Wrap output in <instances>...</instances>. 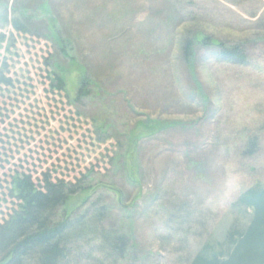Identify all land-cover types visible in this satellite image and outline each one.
I'll return each mask as SVG.
<instances>
[{
  "label": "rangeland",
  "instance_id": "374dc122",
  "mask_svg": "<svg viewBox=\"0 0 264 264\" xmlns=\"http://www.w3.org/2000/svg\"><path fill=\"white\" fill-rule=\"evenodd\" d=\"M193 36L212 44L189 66ZM24 175L75 186L58 214L130 238L123 259L95 238L68 264H188L222 242L264 184V0H0V223Z\"/></svg>",
  "mask_w": 264,
  "mask_h": 264
},
{
  "label": "trees",
  "instance_id": "16d2710c",
  "mask_svg": "<svg viewBox=\"0 0 264 264\" xmlns=\"http://www.w3.org/2000/svg\"><path fill=\"white\" fill-rule=\"evenodd\" d=\"M210 43L205 36L202 40L198 36L186 39L182 48L189 66L193 63L194 46ZM214 45L226 59L246 61L243 44L226 45L217 41ZM55 81L57 86H64V76L59 71ZM89 84L88 78L83 76L78 96L87 94ZM197 87L202 91L199 83ZM147 122L155 124V121ZM78 191L80 189L62 180L52 181L48 175L43 178L42 186L27 175L15 177L11 195L16 205L0 223V264H68L72 251L95 238L111 248L117 259H123L132 247L128 243L130 238L100 228L102 212L58 214L68 197ZM233 206L248 215L246 223L230 224L222 242L206 240L188 264H264V184L256 183L244 190Z\"/></svg>",
  "mask_w": 264,
  "mask_h": 264
}]
</instances>
